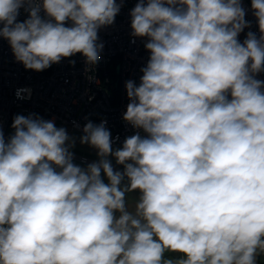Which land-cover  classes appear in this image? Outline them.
Wrapping results in <instances>:
<instances>
[{
	"label": "clouds",
	"instance_id": "1",
	"mask_svg": "<svg viewBox=\"0 0 264 264\" xmlns=\"http://www.w3.org/2000/svg\"><path fill=\"white\" fill-rule=\"evenodd\" d=\"M22 7L29 16L17 22ZM120 7L0 0V37L26 69L43 71L77 53L93 65L103 47L98 31ZM251 7L260 35L249 31L240 43L250 26L240 0H139L132 35L147 37L151 55L139 86L126 83L123 119L147 135L113 150L105 124L87 123L80 142L100 159L86 168L73 163L74 141L66 144V129L53 121L18 115L7 142L0 131V264H257L264 81L255 76L264 71V0ZM130 192L139 193L131 208Z\"/></svg>",
	"mask_w": 264,
	"mask_h": 264
},
{
	"label": "built area",
	"instance_id": "2",
	"mask_svg": "<svg viewBox=\"0 0 264 264\" xmlns=\"http://www.w3.org/2000/svg\"><path fill=\"white\" fill-rule=\"evenodd\" d=\"M139 0H116L121 4L114 23L98 31V44L103 47L101 59L90 65L77 53L62 58L43 71L26 69L15 59L7 39L0 37V131L7 142L14 135L13 120L18 115L39 116L53 121L55 126L66 125L70 131L83 133L84 126L104 123L110 131L112 146L123 144L127 137L140 132L124 119L129 104L126 83L134 81L139 86L150 51L145 48L147 37H134L131 28V10ZM245 10V21L250 25L237 37L243 43L249 31L259 37L257 18L251 0H240ZM40 15L45 16L43 10ZM29 13L22 7L17 22H23ZM65 26H71L67 21ZM2 27V24H0ZM256 79L264 81V71ZM18 90L20 92L18 97ZM231 97H229L230 99ZM73 153V152H72ZM73 159L91 162L87 157L73 153Z\"/></svg>",
	"mask_w": 264,
	"mask_h": 264
},
{
	"label": "rangeland",
	"instance_id": "3",
	"mask_svg": "<svg viewBox=\"0 0 264 264\" xmlns=\"http://www.w3.org/2000/svg\"><path fill=\"white\" fill-rule=\"evenodd\" d=\"M62 127L66 129V132L70 131V129L67 126L63 125ZM67 134H68L69 140L66 142V144H72L74 141V146L70 148L71 152H73L76 155L85 156L89 160L98 161L100 159L97 155V150L95 148L91 147L87 143L82 144L80 142L81 137L84 135V133H78V132L71 131V132H68ZM112 147H113V150H116L122 147V145L117 144ZM108 159L111 161L113 165L123 167L122 165H117L116 162L112 160V159L115 160L113 156H109ZM73 163L81 167H87L86 165H89L90 162L83 164V163H80L78 160L73 159Z\"/></svg>",
	"mask_w": 264,
	"mask_h": 264
},
{
	"label": "crops",
	"instance_id": "4",
	"mask_svg": "<svg viewBox=\"0 0 264 264\" xmlns=\"http://www.w3.org/2000/svg\"><path fill=\"white\" fill-rule=\"evenodd\" d=\"M63 125H61L60 127H62ZM66 126V125H65ZM57 127V126H56ZM60 127H57V128H60ZM68 127V126H67ZM68 132H71V131H67ZM123 145V144H121ZM115 146V145H114ZM77 160V159H76ZM114 162H116V160L112 159ZM79 161V160H78ZM91 163L93 162H98V161H94V160H90ZM80 162V161H79ZM80 163H83V162H80ZM85 164V163H83ZM113 165V164H112ZM87 166V165H86ZM86 168V167H85ZM113 168L114 170H119V171H123V167L121 166H115L113 165ZM103 175V174H102ZM105 182L107 183V179L105 178ZM138 196H139V193L138 192H130L127 194V200L129 202V206L130 208L134 205L135 201L138 199ZM166 258H170V259H173V260H176L179 258V254H175V253H167L166 254ZM257 264H264V255H258L257 256Z\"/></svg>",
	"mask_w": 264,
	"mask_h": 264
}]
</instances>
